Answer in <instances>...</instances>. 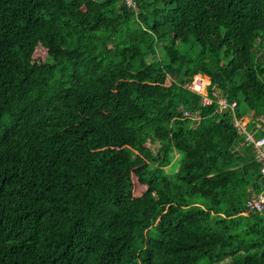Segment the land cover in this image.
Instances as JSON below:
<instances>
[{"label": "trees", "instance_id": "1", "mask_svg": "<svg viewBox=\"0 0 264 264\" xmlns=\"http://www.w3.org/2000/svg\"><path fill=\"white\" fill-rule=\"evenodd\" d=\"M133 1L0 0V264H264V0Z\"/></svg>", "mask_w": 264, "mask_h": 264}, {"label": "built area", "instance_id": "2", "mask_svg": "<svg viewBox=\"0 0 264 264\" xmlns=\"http://www.w3.org/2000/svg\"><path fill=\"white\" fill-rule=\"evenodd\" d=\"M125 3L129 7H133L137 10L136 4L133 0H125ZM198 77L194 79V81L190 84L193 85L188 88L203 96L204 105H211L214 101H216L220 105V111L225 109H234L236 108V103L230 105L227 100L220 95L219 91H214L210 93L211 81L206 85L205 92L206 95L202 94L200 90L195 86V82L198 80ZM203 79L204 77H200ZM186 116H189V113H186ZM234 127L240 132L242 138L246 142V145L252 149L255 162L260 167V174L264 179V114L261 116H255L253 113H249L243 118H238L234 115ZM246 208L249 212L261 213L264 214V180L261 184V188L259 192H253L251 196L248 197Z\"/></svg>", "mask_w": 264, "mask_h": 264}, {"label": "rangeland", "instance_id": "3", "mask_svg": "<svg viewBox=\"0 0 264 264\" xmlns=\"http://www.w3.org/2000/svg\"><path fill=\"white\" fill-rule=\"evenodd\" d=\"M203 79H207L208 80V83L210 82V79L207 78V77H204ZM193 85H190V87H192ZM195 86L197 87L198 90H200L202 92V94L206 95V92H205V87L201 86V85H198V84H195ZM209 89V87H208ZM183 156L181 154H179L178 152H172L171 153V156H170V159H171V167L167 168L166 169V173L171 176V178H175V175L180 167V163H181V160H182ZM201 207H203L204 209H207L208 206L204 203H200L199 204Z\"/></svg>", "mask_w": 264, "mask_h": 264}, {"label": "water", "instance_id": "4", "mask_svg": "<svg viewBox=\"0 0 264 264\" xmlns=\"http://www.w3.org/2000/svg\"><path fill=\"white\" fill-rule=\"evenodd\" d=\"M247 200H248V198H247Z\"/></svg>", "mask_w": 264, "mask_h": 264}, {"label": "crops", "instance_id": "5", "mask_svg": "<svg viewBox=\"0 0 264 264\" xmlns=\"http://www.w3.org/2000/svg\"><path fill=\"white\" fill-rule=\"evenodd\" d=\"M205 89V88H204Z\"/></svg>", "mask_w": 264, "mask_h": 264}]
</instances>
